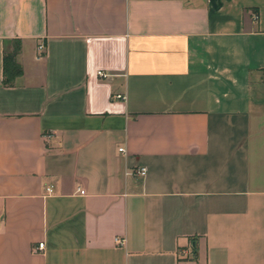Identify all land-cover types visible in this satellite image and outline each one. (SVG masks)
I'll return each instance as SVG.
<instances>
[{
    "label": "crops",
    "instance_id": "crops-1",
    "mask_svg": "<svg viewBox=\"0 0 264 264\" xmlns=\"http://www.w3.org/2000/svg\"><path fill=\"white\" fill-rule=\"evenodd\" d=\"M0 264H264V0H0Z\"/></svg>",
    "mask_w": 264,
    "mask_h": 264
},
{
    "label": "trees",
    "instance_id": "trees-1",
    "mask_svg": "<svg viewBox=\"0 0 264 264\" xmlns=\"http://www.w3.org/2000/svg\"><path fill=\"white\" fill-rule=\"evenodd\" d=\"M18 41L15 40L11 44L10 51H6L2 57V83L10 85L14 77L20 74V65L15 61V55L18 51Z\"/></svg>",
    "mask_w": 264,
    "mask_h": 264
},
{
    "label": "built area",
    "instance_id": "built-area-1",
    "mask_svg": "<svg viewBox=\"0 0 264 264\" xmlns=\"http://www.w3.org/2000/svg\"><path fill=\"white\" fill-rule=\"evenodd\" d=\"M254 17H255V15H254ZM39 48H40V46H39ZM96 75L99 76V77H106V76H107L106 73H104V72H102V71H100V70H99V71H96ZM116 97L119 98L120 96L116 95ZM118 151H119V152H122L123 149L119 147V148H118ZM133 172H134L136 175H138V176H143V175L145 174V168H144L143 166H139V167L134 168V169H133ZM46 191H47V192H50V187L46 188ZM116 241H119V240L116 239ZM42 245H43L42 242H38V243H37V246H36V249H37V250L42 249Z\"/></svg>",
    "mask_w": 264,
    "mask_h": 264
}]
</instances>
